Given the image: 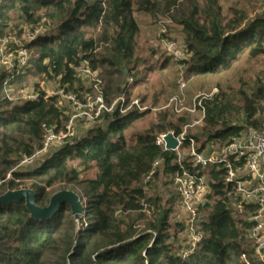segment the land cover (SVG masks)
Wrapping results in <instances>:
<instances>
[{"label": "trees", "instance_id": "obj_1", "mask_svg": "<svg viewBox=\"0 0 264 264\" xmlns=\"http://www.w3.org/2000/svg\"><path fill=\"white\" fill-rule=\"evenodd\" d=\"M235 13L230 19L222 17L217 0H0V42L16 39L25 29H46L26 47L10 46L16 57L20 49L28 52L23 72L0 66V196L31 190L36 205L45 208L49 191L61 183L83 206L79 221L65 204L44 221L31 219L24 202L0 207V264H264L261 253L247 242L256 207L245 204L234 185L225 182L226 170L195 169L188 157L179 163L175 153L155 145V137L168 128L181 133L178 126L165 123V114L150 131L131 139L125 133L144 113L105 115L39 168H17L41 148L44 127L58 133L69 120V108L58 107L56 96L47 97L41 82H53L81 99L86 90L76 72L86 65L99 74L107 103L128 94L126 78L138 64L135 14L177 25L190 55L184 63L188 71L217 75L228 71L242 52L250 58L264 55V17L248 23L245 14ZM27 79L36 98L16 103L14 92L25 89ZM138 82L134 79L132 85ZM11 88L14 92L7 90ZM203 107L200 135L186 139L200 153L219 151L240 134L263 128L264 81L250 91L216 94ZM156 161L159 167L145 182ZM73 163L80 171L70 167ZM180 167L208 188L197 218L202 240L187 260L180 257L184 221L172 218L175 204L179 206L175 177ZM159 169L174 191L167 200L146 188L158 178ZM83 172L95 174L80 179Z\"/></svg>", "mask_w": 264, "mask_h": 264}, {"label": "rangeland", "instance_id": "obj_2", "mask_svg": "<svg viewBox=\"0 0 264 264\" xmlns=\"http://www.w3.org/2000/svg\"><path fill=\"white\" fill-rule=\"evenodd\" d=\"M217 1L224 18L230 19L236 14V11L245 14L248 18V23L257 17H264V0ZM135 18L139 27V33L135 39V57L138 60V64L135 70L126 78L128 84V94L126 96L128 102L139 100L144 103L145 107L151 106L152 109L143 112L144 115L130 125L125 133L128 139H131L135 134H143L150 131L151 127L159 120L160 115L163 116V114L166 115V124L176 125L182 132L184 126H188L196 119L194 116L196 112H189L192 110L196 99L202 96L210 98L219 93L238 92L240 90L250 91L255 84L264 81V55L250 58L247 52H242L228 71L220 72L217 75H196L190 73L187 65L184 64L189 60L190 55L186 53L180 28L165 19L154 20L145 14H135ZM44 31L46 29L42 27L35 32L39 34ZM29 32L31 31L25 29L16 39L11 36L7 40L16 42L19 47H26L31 43L25 37V34ZM167 42L173 43L174 48L171 50L167 49ZM11 44L13 43L9 45ZM98 75V73H94L91 76L87 75L85 79L81 80L85 90H88L83 95L89 94V96L93 97L97 94V91L102 90ZM134 79H138L140 82L132 85ZM181 82L184 84L183 88H181ZM22 85L26 88L21 91L14 92L13 88L7 89L9 92H14L16 103L31 101L35 97L34 91L31 89V79H27ZM39 88L49 94H55L59 91L55 83L48 81L41 82ZM172 100L178 101L179 106L175 108V103H171ZM131 111L128 103L126 112L128 114ZM71 114V110L68 109L69 117ZM97 124L93 127L97 126ZM89 129L85 124L76 122L74 124L76 139L84 136ZM167 132L173 131L168 128ZM188 135L199 136V128L197 126L188 128L185 132V137ZM54 152L55 149H52L50 154L53 155ZM182 153H185V149L182 150ZM51 155L43 158L42 161L49 160ZM70 167L80 171L77 169V163L71 164ZM94 174V172H83L79 178H91ZM168 182L169 180L163 175V170L159 169L158 178L146 187L147 191L149 194H158L164 200H167L174 194L173 188ZM69 189L64 184L58 183L53 185L49 192L52 197L58 192L70 191ZM75 191L80 193L81 187L75 188ZM174 210L175 213L172 215L174 220L183 221L186 219L177 203ZM183 241L184 238L180 237V245L183 244ZM259 260L264 261V251L261 252ZM231 262L233 261L231 260Z\"/></svg>", "mask_w": 264, "mask_h": 264}, {"label": "built area", "instance_id": "obj_3", "mask_svg": "<svg viewBox=\"0 0 264 264\" xmlns=\"http://www.w3.org/2000/svg\"><path fill=\"white\" fill-rule=\"evenodd\" d=\"M37 32H29L25 37L31 42L37 37ZM11 45L18 46L16 42L3 40L0 42V66L6 71L23 72L28 67L29 54L25 49H20L17 57L10 52ZM22 48V47H20ZM166 48L171 50L174 44L166 43ZM80 80L92 75L86 65H82L76 72ZM181 88L184 87L183 82L180 83ZM97 90V89H96ZM47 97L56 96L58 98L57 106H67L72 114L69 117L64 131L55 133L50 128H45V135L42 146L36 150L31 156L24 157L18 164V169L39 168L47 160L52 149L58 150L72 144L76 140L74 132V124L81 122L88 128H92L99 123L100 119L105 115H112L117 112L124 116L127 114L126 105L129 103L131 112L143 113L151 110V106L145 107L143 102L133 100L128 102L127 96L123 94L114 101L107 103L103 93L97 91L93 97L89 94L83 95L78 99L72 93H64L59 90L55 94L45 93ZM36 96L32 100H35ZM209 99L202 96L193 103L190 113H195L196 119L188 126H184V130L176 135L174 132L159 134L155 137L154 143L163 152L175 153L178 162L181 163L185 157L190 159L191 166L201 171L211 166H222L226 170L225 182L233 184L236 193L240 196L245 204H251L256 207V213L252 218L254 225L248 231L247 242L254 249L256 254L264 251V126L259 131L249 130L240 134L237 138L227 143L219 151L208 150L207 152H198L193 140L186 139L185 132L188 128L199 126L204 119L203 101ZM175 108L178 107V101L172 100ZM129 112V113H131ZM264 117V114H263ZM170 135L176 141L174 149L166 148V137ZM188 143V147L184 150V143ZM52 156V155H51ZM159 167V162L153 164L152 170L145 178L148 182L151 176ZM178 172L175 177L176 191L179 196V207L185 215V235L180 251L182 260H187L198 249L202 234L198 231V212L202 205L206 202L208 188L203 179H197L183 171Z\"/></svg>", "mask_w": 264, "mask_h": 264}, {"label": "water", "instance_id": "obj_4", "mask_svg": "<svg viewBox=\"0 0 264 264\" xmlns=\"http://www.w3.org/2000/svg\"><path fill=\"white\" fill-rule=\"evenodd\" d=\"M176 145V141L168 135L166 137V148L174 149ZM17 202H24L30 218L36 221L51 219L59 211L60 205L62 204L69 207L71 215L76 221H79L83 213V206L80 198L70 191H61L54 194L50 198L48 206L45 208H39L36 205L35 193L31 190L9 191L0 196V207Z\"/></svg>", "mask_w": 264, "mask_h": 264}]
</instances>
